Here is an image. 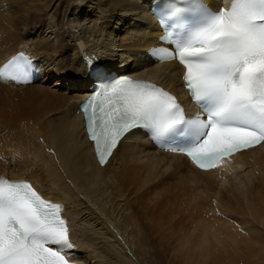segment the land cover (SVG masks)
Instances as JSON below:
<instances>
[{"label":"bare ground","instance_id":"bare-ground-1","mask_svg":"<svg viewBox=\"0 0 264 264\" xmlns=\"http://www.w3.org/2000/svg\"><path fill=\"white\" fill-rule=\"evenodd\" d=\"M13 1L6 6L12 0H0V64L24 51L37 58L42 79L22 86L0 82V176L29 179L61 203L75 244L73 260L146 264V224L134 208L146 206L148 190H182L199 212L204 196L213 195L204 214L246 219L238 229L199 216V235L186 237L201 251L192 257L184 252L188 262L210 257L211 264H264V144L202 171L183 155L155 149L136 130L104 166L96 159L79 108L94 82L84 50L109 72L184 90L177 62L154 64L146 55L158 45L159 27L150 13L156 0Z\"/></svg>","mask_w":264,"mask_h":264},{"label":"snow or ice","instance_id":"snow-or-ice-1","mask_svg":"<svg viewBox=\"0 0 264 264\" xmlns=\"http://www.w3.org/2000/svg\"><path fill=\"white\" fill-rule=\"evenodd\" d=\"M168 12L179 22L185 9L173 5ZM202 14L203 23L175 40L174 51L159 55L183 66L202 116L186 118L177 97L156 84L128 76L105 82L111 80L107 67L93 65L99 83L81 108L101 164L137 128L201 168L264 143V0H231L218 12L202 8ZM30 70L31 59L21 54L0 76L27 83ZM61 211L32 183L0 178V264H72L74 245Z\"/></svg>","mask_w":264,"mask_h":264},{"label":"rangeland","instance_id":"rangeland-1","mask_svg":"<svg viewBox=\"0 0 264 264\" xmlns=\"http://www.w3.org/2000/svg\"><path fill=\"white\" fill-rule=\"evenodd\" d=\"M12 2V4H4L6 6H11L14 4L13 0ZM45 145L47 144L44 143L43 146L45 147ZM47 148L49 150L52 149L50 152L54 151L51 147ZM167 192L168 193L160 190L156 192L148 190L146 193V206L143 207L139 205L141 208H134L136 213L139 212L141 214V220L146 224V242L148 243L146 249V264H211L210 257L204 260H193L192 262H188L184 255L188 253V256L192 257L193 253H198L199 250L201 251L198 242L191 238L187 239L186 237L193 234L192 237L199 235V216L201 219L204 217L209 221H215L217 218L216 222L219 221V219L225 220V215L218 212H210L208 215L204 214L209 208V199H211L213 195H211L212 197L208 196L209 198L204 196V207H202L204 211L201 210V212H199L194 208L195 201L191 194H184L182 190L177 193H172L170 190H167ZM217 215L219 216L217 217ZM234 216L233 218L236 221L227 219L225 221L232 222L235 227L238 226V229L242 228V223L244 222L241 218L245 219V217L239 213ZM212 243H215L214 240H212ZM220 252H222V250ZM213 263L216 262L214 261Z\"/></svg>","mask_w":264,"mask_h":264}]
</instances>
